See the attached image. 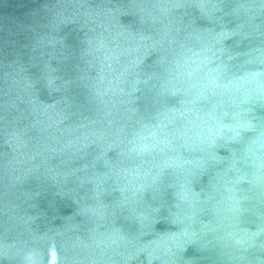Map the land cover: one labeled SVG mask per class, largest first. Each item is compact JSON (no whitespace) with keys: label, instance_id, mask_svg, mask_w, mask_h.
Instances as JSON below:
<instances>
[{"label":"clouds","instance_id":"1","mask_svg":"<svg viewBox=\"0 0 264 264\" xmlns=\"http://www.w3.org/2000/svg\"><path fill=\"white\" fill-rule=\"evenodd\" d=\"M0 264H264V0H0Z\"/></svg>","mask_w":264,"mask_h":264},{"label":"water","instance_id":"2","mask_svg":"<svg viewBox=\"0 0 264 264\" xmlns=\"http://www.w3.org/2000/svg\"><path fill=\"white\" fill-rule=\"evenodd\" d=\"M197 255V253H194L192 248H189L188 251L185 253V256H192Z\"/></svg>","mask_w":264,"mask_h":264}]
</instances>
